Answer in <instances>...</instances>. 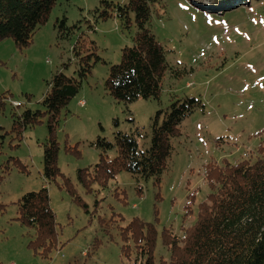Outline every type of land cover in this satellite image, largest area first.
Listing matches in <instances>:
<instances>
[{
  "label": "rangeland",
  "instance_id": "374dc122",
  "mask_svg": "<svg viewBox=\"0 0 264 264\" xmlns=\"http://www.w3.org/2000/svg\"><path fill=\"white\" fill-rule=\"evenodd\" d=\"M162 2L152 10L151 33L169 65L189 73L175 79L166 71L159 100L140 99L126 106L107 93L109 69L121 62L122 50L133 45L136 31L122 29L116 18L96 22L99 0H59L25 49L12 39L0 42V96L9 98L0 111V264H135L122 253L126 243L121 236V228L134 218L154 225V259L169 261L163 232L170 229L181 236L182 227L197 221L212 193L209 167L259 158L264 147V0ZM63 18L67 26L78 27L70 40L57 37L55 23ZM81 35L88 48L91 42L97 45L101 61L91 59L90 72L61 112L56 133L60 176L48 183L43 175L47 117L17 138L12 113L43 111L41 102L56 73L78 77L73 47ZM184 98H196L203 107L181 123L170 168L159 183L127 172L105 189L78 181L79 170L99 162L94 145L99 137L113 143L116 132L131 134L139 128L144 133L139 146L146 150L156 113ZM106 155L112 160L117 152ZM63 177L75 195L62 186ZM43 187L48 188L58 232V245L48 259L29 247L35 231L17 220L22 196Z\"/></svg>",
  "mask_w": 264,
  "mask_h": 264
},
{
  "label": "trees",
  "instance_id": "16d2710c",
  "mask_svg": "<svg viewBox=\"0 0 264 264\" xmlns=\"http://www.w3.org/2000/svg\"><path fill=\"white\" fill-rule=\"evenodd\" d=\"M208 1L219 4L234 2ZM58 2L0 0V42L12 39L20 50L29 47ZM157 5L163 6L162 0H125L123 3L99 0V6L94 10L96 22L116 18L122 29L136 31L133 45L123 48L121 62L110 67L105 82L107 93L126 106L140 99L159 100L166 71H171L175 79L189 73L186 68L174 70L169 65L166 51L151 33L152 10ZM66 22V18L57 20L55 29L58 38L70 40L78 27H69ZM89 28L93 30V27ZM97 49L94 42L88 48L83 35L79 36L73 47L80 66L78 77L56 73L49 83V92L41 102L43 111L25 108L20 114L12 113V133L17 138H21L27 128L41 124L43 116L47 117L48 137L43 145V175L48 183H56L60 176L56 133L61 112L77 94L94 62L101 61L96 54ZM6 100L9 98L2 94L0 111L5 108ZM197 107H203L200 100L184 98L173 101L166 112L158 111L152 121L151 144L146 150L139 146V139L144 136L143 130L139 128L131 134L116 132L113 143L99 137L94 143L100 151L99 162L92 168L79 170L78 181L88 188L94 184L105 189L110 180L121 172H127L146 180L155 178L159 183L170 168L173 141L181 136V123ZM114 149L117 156L108 160L107 152ZM207 180L212 193L209 201L201 206L197 221L189 228L182 227L181 236L170 229L163 232V245L170 254L169 261H155L156 229L153 224L138 218L121 228V236L126 243L122 248L125 257L134 259L135 264H264V147L260 148L259 158L254 163L227 162L221 168L210 166ZM62 186L72 195L76 194L68 178L63 177ZM18 206L17 220L35 231V239L29 247L48 259L58 245L56 215L50 206L48 188L26 193Z\"/></svg>",
  "mask_w": 264,
  "mask_h": 264
}]
</instances>
